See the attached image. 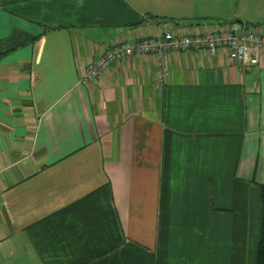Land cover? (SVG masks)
<instances>
[{
	"label": "crops",
	"instance_id": "1",
	"mask_svg": "<svg viewBox=\"0 0 264 264\" xmlns=\"http://www.w3.org/2000/svg\"><path fill=\"white\" fill-rule=\"evenodd\" d=\"M237 24L263 33L264 0H0V264L255 263L264 52L78 80L111 43Z\"/></svg>",
	"mask_w": 264,
	"mask_h": 264
},
{
	"label": "built area",
	"instance_id": "2",
	"mask_svg": "<svg viewBox=\"0 0 264 264\" xmlns=\"http://www.w3.org/2000/svg\"><path fill=\"white\" fill-rule=\"evenodd\" d=\"M156 24V21L153 20ZM219 49L227 51L229 57L241 63L259 64L264 52V32L243 29L240 25L209 31H191L179 33L167 29L149 36L121 40L106 46L100 55L93 59L78 79L82 84H89L98 78L103 70L113 63L134 54H149L158 58L156 89H161L167 82L168 67L165 55L170 51H200L215 54Z\"/></svg>",
	"mask_w": 264,
	"mask_h": 264
},
{
	"label": "trees",
	"instance_id": "3",
	"mask_svg": "<svg viewBox=\"0 0 264 264\" xmlns=\"http://www.w3.org/2000/svg\"><path fill=\"white\" fill-rule=\"evenodd\" d=\"M260 188V195H261V201H262V227H261V234L259 244H258V250H257V258L254 264H264V183L259 185Z\"/></svg>",
	"mask_w": 264,
	"mask_h": 264
}]
</instances>
